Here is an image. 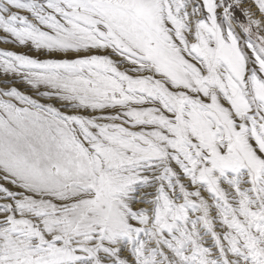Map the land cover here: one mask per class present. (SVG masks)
I'll use <instances>...</instances> for the list:
<instances>
[{
    "label": "snow or ice",
    "instance_id": "obj_1",
    "mask_svg": "<svg viewBox=\"0 0 264 264\" xmlns=\"http://www.w3.org/2000/svg\"><path fill=\"white\" fill-rule=\"evenodd\" d=\"M0 264H264V0H0Z\"/></svg>",
    "mask_w": 264,
    "mask_h": 264
}]
</instances>
